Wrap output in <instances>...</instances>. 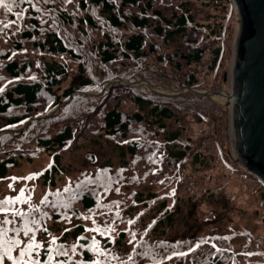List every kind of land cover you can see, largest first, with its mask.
<instances>
[{"label":"trees","instance_id":"trees-1","mask_svg":"<svg viewBox=\"0 0 264 264\" xmlns=\"http://www.w3.org/2000/svg\"><path fill=\"white\" fill-rule=\"evenodd\" d=\"M184 1L5 0L12 5L11 12L0 5V180L7 186L0 201H14L4 205L6 212L0 211V228L24 232L27 225L32 229L30 234L38 232L41 238H30L41 244V264L48 259L49 248L54 251L56 245L68 239L76 246V254L67 261L55 255L52 264H108L106 260L112 264H264V238L255 239L248 228L236 230L228 224L226 227L232 232L216 229L167 239L181 201L180 189L195 182L194 177L187 179L184 164L196 171L199 168L193 164H200L204 152L209 157L215 154L224 169L234 174L239 170L243 177L256 182L264 195V184L236 162H230L224 148L211 138L198 140L192 151L191 144L177 133L159 140L158 132L165 127L163 120L180 119L181 110L194 107L195 100H199V117L220 114L219 110L225 108L206 96H165L135 87L114 86L117 92L106 90L99 95L103 83L115 78L120 82L143 80L151 86L162 83L177 89H196L190 74L182 75V80L157 71L151 75L152 70L145 69L141 59L148 53L159 54L160 47L172 35L184 33V38L192 37L191 26L194 29L197 24L183 6ZM225 1L232 10H228L227 18L231 15L233 19L235 5L231 0ZM212 16L215 15L209 17ZM9 23L10 27H3ZM207 36L211 34L204 37ZM214 37L219 38L215 34ZM187 43L186 60H173V71H178L180 64H194L200 59L199 46L194 48L191 42ZM221 51L216 48L211 54L215 58ZM127 60L128 67L118 64ZM70 64L75 65V71L68 86L61 89ZM96 66L102 74L95 71ZM69 95L55 116L35 119L49 115ZM146 107L148 110L144 111ZM31 118L34 119L23 130L15 131ZM97 134L116 143L121 161L130 158L133 163H143L149 179L151 176L159 181L157 191L148 186L156 180L141 182L132 167H126V160L116 167L103 164L83 170L75 181L62 184L61 188L56 186L54 177L62 171L58 167L59 154ZM44 152L48 159L35 173H10L20 160L29 161ZM29 175L32 179H24ZM39 187L45 191L36 199L33 194ZM187 188L184 202L192 205L197 196L193 187ZM15 212L22 215H14ZM5 217L10 224L2 223ZM18 231H8L4 238H18ZM124 245L127 249L121 252L119 247ZM190 247L193 251H189ZM15 252L18 249L13 250L14 255ZM31 255L36 258V252Z\"/></svg>","mask_w":264,"mask_h":264},{"label":"rangeland","instance_id":"rangeland-1","mask_svg":"<svg viewBox=\"0 0 264 264\" xmlns=\"http://www.w3.org/2000/svg\"><path fill=\"white\" fill-rule=\"evenodd\" d=\"M184 2L185 4L183 6L189 10L192 16L191 18H194V21L197 24L194 29L192 27L193 25L191 26V29L194 32L192 37L186 39L184 38V33L170 36L168 41H165L160 47L158 51L159 54L149 55L148 53L146 58L141 57L145 69L152 70L150 72L151 75L157 71L159 74L171 76L176 80H182V75L190 74L192 79H195V85H197L196 89L207 90L210 92H214L213 90L216 89L215 91L230 93L232 52L235 43L234 40L236 39L238 31L237 10L234 15L231 13L233 15V19H231V15L227 18L228 10L230 8L225 0H185ZM155 5L157 4L155 3ZM166 7L164 9H166ZM165 11L166 13L169 12V10ZM212 14L215 16L210 18L209 16ZM223 26L225 28H223ZM222 28L224 29L223 34ZM207 33H210L211 36L205 38L204 36ZM213 33L216 37H219L217 38L218 40H215ZM187 42H191L194 48L199 46L197 49L200 51V59L194 62V64L191 62H188L187 65L180 64V69L178 71H173L171 68L173 60H178L180 58L186 60L185 56L189 50V44ZM216 48H221L222 51L214 58V55L211 53H213L212 51H215ZM129 63L130 61L127 60L118 64L123 68L125 65L128 67ZM101 70L102 69L99 66L95 67V71L100 74H102ZM73 71H75V65L70 64V66H68L69 74L60 84L61 89L66 88L68 86L67 84L71 82L74 73ZM106 83L107 82L103 83L101 88L102 91L99 95H102L104 93L103 91L106 90L108 93L112 90V92L115 93L118 89H113L114 86H121L112 85L104 89ZM153 86L156 87L155 89H157V91L163 90L169 93L171 92L170 90L172 87H174L170 84L162 83ZM135 88L147 89L144 86ZM194 95L198 94L190 95L188 91H185L182 95L175 96L191 98ZM209 99L219 106L224 107L225 110H219L218 108L219 112H221L220 114L202 115V117H199L197 116L199 100H195L194 103L197 106H194L192 103L191 106H194L191 107L192 110L188 107L181 110L182 113L178 115L180 116V119H176V121L174 119L167 121L163 120L165 127L162 129L163 131L158 132L159 140H163L170 133H177L180 139L186 140V142H189V145L191 144L189 148L192 151L197 148L198 140L202 138L204 140L211 138L214 143L218 142L220 146L224 148L223 152L230 162H236V164H238L235 160L232 141L230 140L231 131L229 109L224 105L225 103L219 104L213 98L209 97ZM57 105L54 106L49 113L51 114L53 112L52 116L42 115L46 117L41 118L38 116L40 118L35 119H45L55 116L59 112L58 109H60V107L57 109ZM147 110L148 108L146 107L144 111ZM98 134L95 136H87L86 139L80 140L73 145L70 150L63 151L59 154L58 167L61 168L62 171L57 173L54 177L56 186L59 185L58 187L61 188L62 184L75 181V179L81 175L83 170L89 171L96 167L99 168V165L103 164H111L113 167L120 164L121 157L117 153L118 150L117 148L115 149L114 145L116 143L111 139ZM204 154L205 156L198 161L200 164H193L199 168L196 171H194V168L190 165L184 164L186 166L184 174L188 175L186 176L187 179L190 181V178L194 177L193 179L195 182L194 184L191 182L190 184L187 183L182 186V190L180 189L178 199H181V201L178 203L177 215L175 216L173 225H171V228L167 231V239H172L177 234L178 237H183L184 234H201L203 231L210 233V231L214 232L216 229H221L223 233H227L224 231L232 232L233 230L226 227L228 224L237 228L236 230L248 228L252 236H255V239L264 238V195L260 186L249 178L243 177V173L239 170L234 174L224 169L215 154L210 155V157L205 152ZM46 159H48V154L47 152H44L37 156V158L33 157L29 161L20 160L18 167L13 169V171L10 170V173L23 174L28 171L35 173L38 168L45 164ZM123 161H125L126 167L129 170L132 169L135 177L140 179L141 182L145 181V183H149L148 180L154 179L151 176L149 179V175L144 171V165L140 161L135 162L137 164L133 163L130 158H125ZM241 167L246 170L243 166ZM247 173L250 172L247 171ZM250 174L253 176L252 173ZM154 180L156 181L152 184H148V186L152 185L151 189L157 191L159 181L157 178ZM4 185L5 182L0 180V197L4 196L2 194L7 191V186ZM187 187H193L192 191H194V196H197L192 205L185 204L186 202H184L185 199L188 198V194L186 193V189L188 190ZM44 191L45 189L43 187L36 188L33 195L38 199L40 196L44 195ZM50 229H53V227ZM15 236L18 237L17 239L21 240L22 246L29 242L30 236L41 238V235L38 232L29 234L28 237H25L23 231H18ZM235 239H237V243H240L239 238ZM256 243H258L257 240ZM57 246H62L59 248L61 253H67V255H60L61 257H64L66 261L76 254V246L73 245L72 239H68L62 244L56 245L55 250L52 251V257L57 255ZM119 249L121 252H125L127 246L124 245L121 248L119 247ZM79 252L80 249L78 248V255ZM15 255L19 256V252H15ZM95 255L97 256V254ZM96 256H94V258L97 259ZM25 258H27V256ZM102 260H104L103 256ZM106 261H108V264H112L110 260ZM124 261L128 262V258H124ZM52 262L53 260L51 261V264ZM98 262L100 264V261Z\"/></svg>","mask_w":264,"mask_h":264},{"label":"water","instance_id":"water-1","mask_svg":"<svg viewBox=\"0 0 264 264\" xmlns=\"http://www.w3.org/2000/svg\"><path fill=\"white\" fill-rule=\"evenodd\" d=\"M237 10L238 31L234 40L231 63V99L224 105L229 109L231 141L235 160L264 184V0H232ZM146 87L159 95L175 96L188 91L190 95L215 96L224 91L209 92L201 89H176L171 92L155 89L146 81L120 82L115 79L104 85ZM73 93L89 92L74 91ZM66 100L57 105V109ZM221 104V103H219ZM56 109V110H57ZM53 112L48 116H52ZM46 117V116H40ZM35 117V118H40ZM31 118L15 131L23 130Z\"/></svg>","mask_w":264,"mask_h":264},{"label":"snow or ice","instance_id":"snow-or-ice-1","mask_svg":"<svg viewBox=\"0 0 264 264\" xmlns=\"http://www.w3.org/2000/svg\"><path fill=\"white\" fill-rule=\"evenodd\" d=\"M0 5H4L5 8H7V10L9 12L12 11V5L9 3H5V0H0ZM4 28H8L10 27V23L9 24H5L3 26ZM34 79V77H33ZM0 91H3V89H0ZM21 123H23V121H21ZM11 127H14V125H10ZM32 175H38V174H32ZM32 175H29L28 177H24V179H32ZM12 180H16L19 179L17 177H12ZM9 187L11 188L12 185H9ZM23 189H21V193H23ZM17 200L20 199V197H16ZM14 202L11 198H6L5 201H0V211L2 212H6L7 209L4 207L5 204H10ZM14 215H22V213L20 212H15ZM3 224L7 225L10 224L11 221L9 219H7L6 217L3 219L2 221ZM129 223H132V221H129ZM8 231H18L17 229H4V228H0V264H41V261L39 260V249L41 248V244L37 243L35 241V238L32 237L29 239V242L22 246L21 245V240L17 239V238H9V239H5V235ZM32 232V229L29 228L27 225H25L24 228V236L28 237L29 234ZM133 238H135V234H132ZM227 237H216L215 239H226ZM128 243H131V241H128ZM161 244H163V242H161ZM199 245H197L198 247ZM62 246H57V255H67V253H61L59 251V248ZM213 247H215V245H213ZM14 249H18L19 250V256H16L13 254V250ZM52 249L49 248L47 250V255H48V259L45 260L43 262V264H51L52 261ZM189 251H193V249L190 247ZM36 252V258L33 259L32 257V253ZM174 255H179V256H185L187 255V253H175ZM28 257L27 259H25V257ZM172 257H168V259H171ZM131 259V257H130ZM80 264H83V262H80ZM93 264H99L98 261L93 262Z\"/></svg>","mask_w":264,"mask_h":264},{"label":"bare ground","instance_id":"bare-ground-1","mask_svg":"<svg viewBox=\"0 0 264 264\" xmlns=\"http://www.w3.org/2000/svg\"><path fill=\"white\" fill-rule=\"evenodd\" d=\"M231 94L228 92H224L223 94L215 96V98L219 101V103L230 102Z\"/></svg>","mask_w":264,"mask_h":264}]
</instances>
